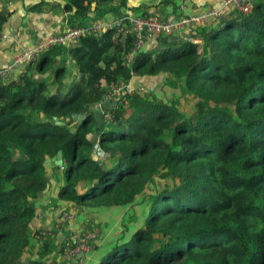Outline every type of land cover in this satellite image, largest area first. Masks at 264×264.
<instances>
[{
    "label": "trees",
    "instance_id": "trees-1",
    "mask_svg": "<svg viewBox=\"0 0 264 264\" xmlns=\"http://www.w3.org/2000/svg\"><path fill=\"white\" fill-rule=\"evenodd\" d=\"M15 1L0 0V40ZM55 2L71 28L88 25L93 5L101 16L125 6ZM189 38L143 50L127 67L134 39L126 23L53 47L24 73L0 79V264H46L51 239L33 252L42 231L31 227L36 203L58 182L56 199L72 215L144 202L142 224L127 225L133 232L98 264H264V1L250 15L211 21ZM162 75L193 107L182 110L150 89L124 94L103 117L101 167L87 140L93 117L55 124L88 113L134 79ZM58 152L62 166L46 165ZM94 229L98 239V225L88 231Z\"/></svg>",
    "mask_w": 264,
    "mask_h": 264
},
{
    "label": "crops",
    "instance_id": "crops-1",
    "mask_svg": "<svg viewBox=\"0 0 264 264\" xmlns=\"http://www.w3.org/2000/svg\"><path fill=\"white\" fill-rule=\"evenodd\" d=\"M44 3L41 11L31 12L28 10L36 4ZM223 0H125V6L116 11H109L101 16V9L98 12L95 6H92L88 15L87 24L94 22H107L116 20L119 17L130 15H151L157 16L163 20L173 21L181 15L201 14L211 8H221ZM55 0H17L8 4V9L14 14L5 25L3 36L0 40V68L11 62L22 52L31 49L35 44L48 35H57L62 33L67 26L65 25L61 9L57 8ZM56 5V6H55ZM110 7L115 5H109ZM237 12L232 7H227L222 13L221 18H232ZM211 23V22H209ZM209 25V24H208ZM197 29H189L175 33L173 39L183 40L190 34L197 35ZM200 43L199 39H195ZM152 41L147 42L144 51L157 52L161 45H155ZM18 75V74H17ZM165 76L149 79H134L129 86H149L152 92L158 90L157 83L164 82ZM157 82V83H156ZM158 92V91H157ZM59 185L61 184L58 182ZM57 184H53L45 192L43 198L36 203V219L31 230L33 233L41 230L48 231L51 239L52 253L46 257V264H65V249L69 244L72 235L79 231H87L95 224L100 229V236L94 242L93 249L87 257L86 264H98L100 260L108 253L111 247L122 237V221L125 218L130 221V227L141 225V212L138 214V208L130 206L127 208L110 209H86L80 214H74V219L66 223L65 228L57 229L56 233L50 235V231L59 222V216L62 211H66L67 206L56 199L58 193ZM141 199L137 201L139 203ZM136 203V204H137ZM126 213V214H125ZM125 214V215H124ZM139 227V226H138ZM41 232V233H42ZM124 238H127L124 237ZM42 240L36 236L33 246V252H36Z\"/></svg>",
    "mask_w": 264,
    "mask_h": 264
},
{
    "label": "built area",
    "instance_id": "built-area-1",
    "mask_svg": "<svg viewBox=\"0 0 264 264\" xmlns=\"http://www.w3.org/2000/svg\"><path fill=\"white\" fill-rule=\"evenodd\" d=\"M256 1L264 0H223L222 6L219 9L211 8L201 14L181 15L173 21L163 20L157 16L151 15H130L119 17L116 20L107 22H94L88 25L79 27H68L67 15H64V22L67 28L57 35H48L44 39L38 41L34 47L22 52L16 56L11 62L0 68V79L9 80L25 72L26 66L40 58L42 54L53 47L70 48L75 45L80 39L86 37L99 38L107 31L118 29L124 24L130 26L133 34V43L129 54L124 61L127 67H130L135 57L141 53L147 42L155 39L173 37L175 33L181 31L197 29L205 27L211 21H216L221 18L222 13L227 7H232L237 13L242 15H250L255 6ZM191 41V38L185 37ZM197 43L196 40H193ZM123 87V86H122ZM120 89L115 90L110 95L109 99L115 96ZM149 92L145 87H128L126 94H147ZM108 122L110 117L106 116ZM74 219V215L67 211H62L59 216V222L70 223ZM59 223L54 226V229H59ZM49 232L41 233V240L44 241ZM98 236L97 231H79L72 235L71 243L65 248L66 260L65 264H86L87 257L91 251L94 242Z\"/></svg>",
    "mask_w": 264,
    "mask_h": 264
},
{
    "label": "water",
    "instance_id": "water-1",
    "mask_svg": "<svg viewBox=\"0 0 264 264\" xmlns=\"http://www.w3.org/2000/svg\"><path fill=\"white\" fill-rule=\"evenodd\" d=\"M172 40H174L172 37L161 38V39L153 40L152 43L155 45H161V44H166L167 42H170ZM128 87H129V83H126L123 87L120 88L118 94H116L112 98L108 99L107 101H105L103 104L97 106L96 108L88 111V113L73 114L71 117V120L68 121L66 124L58 122V120L55 119L56 125H60V126L66 125V126L70 127L71 125H73L75 123L80 124L82 122V120H84L87 115L93 117V119L95 120V128L91 133H89L87 135V140L89 141V143L92 146L91 158L94 161H99L100 167L102 166V163H101L102 159L104 157H107L99 149V141H98L100 133H101L102 125L104 122L103 117L108 110L112 109L115 104L119 103L123 99L124 94H126L128 91ZM45 163H46V165H49L50 167H61L63 164L62 153L58 152L54 158L47 159L45 161Z\"/></svg>",
    "mask_w": 264,
    "mask_h": 264
},
{
    "label": "rangeland",
    "instance_id": "rangeland-1",
    "mask_svg": "<svg viewBox=\"0 0 264 264\" xmlns=\"http://www.w3.org/2000/svg\"><path fill=\"white\" fill-rule=\"evenodd\" d=\"M134 16V15H133ZM69 81V79L67 80ZM157 83V82H156ZM141 86V85H139ZM134 87H138V86H134ZM142 87H145L146 89L149 88V86H142ZM158 87V93H157V97L165 102H168V103H172L174 101L177 102V104L179 105L178 108L182 109V110H189L191 107H193L194 105V102L193 100H191V97H187V96H183V95H180V93L176 90H171L169 89L165 84L164 82H162L160 85H158L157 83V86ZM118 94V93H117ZM188 100H187V99ZM183 107V108H182ZM188 107V108H187ZM136 109V103L134 104V107L131 109V111L135 110ZM161 183H164L163 181H161ZM142 203H144L142 200L136 204L135 207L138 208V214L141 212V214L143 213L144 211V207L142 206ZM124 210V209H123ZM126 214V213H125ZM124 214V215H125ZM142 219H143V215L140 216ZM140 224H142V221L139 222ZM131 229L130 227V221H127L125 218L123 219L122 221V226H123V230L121 232V235L123 234H130L131 232L133 231H130L129 228ZM134 228V227H132Z\"/></svg>",
    "mask_w": 264,
    "mask_h": 264
}]
</instances>
